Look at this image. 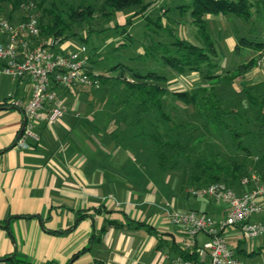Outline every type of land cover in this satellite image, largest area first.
I'll return each instance as SVG.
<instances>
[{
	"label": "crops",
	"instance_id": "1",
	"mask_svg": "<svg viewBox=\"0 0 264 264\" xmlns=\"http://www.w3.org/2000/svg\"><path fill=\"white\" fill-rule=\"evenodd\" d=\"M229 17L261 22L264 7L249 19ZM70 49L69 42L56 48ZM251 72L245 78L256 76ZM61 87L55 85L62 94ZM31 95L30 77L13 79L0 62V220L7 225L0 226V259L18 254L37 263L66 264L79 253L71 264H171L193 246L185 228L169 219L170 212L193 209L218 221L226 217V201L184 194L178 180L148 158L117 144L115 136L108 140L99 127L92 131L84 100L82 112L76 110V98L66 100L55 124H36L39 141L29 138V147L19 146L26 116L16 102L26 105ZM52 106L47 104L46 114ZM233 187L238 193L247 190L242 184ZM81 213L86 215L77 222ZM250 221L262 222L264 214ZM224 235L238 258L264 264V234L246 239L242 227L235 226ZM207 241L205 234L196 238L197 245Z\"/></svg>",
	"mask_w": 264,
	"mask_h": 264
},
{
	"label": "rangeland",
	"instance_id": "2",
	"mask_svg": "<svg viewBox=\"0 0 264 264\" xmlns=\"http://www.w3.org/2000/svg\"><path fill=\"white\" fill-rule=\"evenodd\" d=\"M105 0H46L44 4L48 9H55L61 12L68 10L70 5L79 7L82 3L92 5L94 14L90 20H86L82 24H72V31L76 32L79 37H71L65 42L71 44V48H75L80 44H86L90 49V53L95 58L92 74H109L106 71L110 64L117 61H124L131 66H140L142 68L155 70L168 75L167 87L173 91H198L201 87L211 84H216L218 93L225 108L240 110L242 112V120L256 134L258 139L259 124L254 120L253 124H249L247 119L255 116L252 113V108L249 106L246 93L241 92L246 85H252L256 93L264 95V87H259L258 84H264V51L254 48L243 47L240 53L235 50V45L240 43L241 38L264 42V20L245 21L237 17H229V15L208 16V22L213 36L217 41L219 50L218 58L215 61L219 64L217 74L226 75L228 71L234 70L240 63L250 60L254 61V68L257 74L252 79L245 78L244 80H226L217 81L209 80L206 77L205 68L202 71H186L179 73L175 70H170L158 58L146 57L141 63L134 60L139 54L146 56L147 48L153 49L154 53L159 55V51L153 47L154 42L168 43L174 40L175 37L186 38L196 44L202 45L200 38L197 35V28L193 23L189 12L180 14L177 9L179 5L190 3L191 0H156V5L151 8L149 16L153 21L159 17L162 20L164 28L158 27L154 22H151L147 17H137L133 24L127 27V33H121L119 29H115L116 24L125 22V19L136 10L118 12L112 16L105 15L104 8ZM148 1V0H146ZM4 7L9 11L8 2H4ZM170 9V10H169ZM39 16L45 15L43 10L37 6ZM26 15V12L20 8L14 12L13 18L20 21ZM45 17H47L45 15ZM8 18L7 15H2L0 19ZM52 18V16H49ZM103 30V31H100ZM131 37L129 40L128 37ZM88 38V42L85 40ZM124 43V44H123ZM252 73V72H251ZM250 73V75H251ZM128 77H132L130 74ZM249 77V76H248ZM89 86L79 87H61L64 89L59 93V101L65 103L72 101L73 98L78 100L79 106L77 111L82 112L80 106L81 101L86 103L84 114L90 113L91 119L85 122L89 124L93 131L96 127L99 130H104L108 134V140L115 136L116 143L126 149L135 151L138 156L148 158V161L156 165V169L162 172H167L171 177H174L179 182L181 191L186 195H192L191 191L200 187L195 180L196 171L192 169L195 155L200 156L202 153L219 152L225 160L233 162L234 159L246 163L249 170H259L264 175V162L260 164L258 152H254L248 156L244 151L237 148V144L230 134L228 129L207 128L206 119L202 118L197 109L193 105H187L175 99L171 94L167 96V110L170 111L175 119L184 124L186 131L181 137V142L185 145V149L191 159L187 162H181V166L174 169L166 170L162 166L168 164L171 166V159L177 157L178 149H169L167 154H160L150 144L142 138H137L138 133L147 125V120H140L137 115L135 101H132V107L126 106L120 97H125L126 92L119 85L103 86L102 82L97 79ZM98 83V84H97ZM68 91H67V90ZM88 111V113H87ZM65 113V112H64ZM143 117L142 119H144ZM100 125V126H99ZM148 126V125H147ZM256 141V140H255ZM206 155V154H205ZM168 156L169 159H168ZM201 196L197 198L200 200ZM196 200L197 203H199ZM22 258L38 264L31 257Z\"/></svg>",
	"mask_w": 264,
	"mask_h": 264
},
{
	"label": "trees",
	"instance_id": "3",
	"mask_svg": "<svg viewBox=\"0 0 264 264\" xmlns=\"http://www.w3.org/2000/svg\"><path fill=\"white\" fill-rule=\"evenodd\" d=\"M30 0H0V17L7 15L11 21H16L13 18L14 12L21 8V4ZM43 10L45 15L39 16L42 36L47 39H53L56 43L52 45L56 50L60 43H64L71 37H79L76 32L72 31V24H82L86 20H90L94 14V7L82 3L79 7L70 5L68 10L61 12L55 9L45 7L46 0H31ZM4 2H8L9 11L5 9ZM156 0H105L104 8L105 15L112 16L118 12L130 11L136 8L129 15L124 23L116 24L115 29H119L121 33H127V27L133 24L137 17H147L151 22H154L158 27L164 28L162 20L159 17L153 21L149 16L151 8L156 5ZM256 7L255 11L252 9ZM264 7V0H191L190 3L179 5L177 11L180 14L189 15L197 28V35L200 38L202 45L196 44L183 37H175L173 41L168 43L154 42L153 47L159 51L156 56L153 49L147 48L146 56L139 54L134 60L141 63L146 57H160V60L170 70H175L179 73L190 71H202L205 68L206 77L209 80L226 81L244 80L246 75L254 68V61L240 63L234 70L228 71L226 75L217 74L219 64L215 61L219 55L217 41L210 29L208 16L219 15H237L243 18H251L254 13L259 12ZM170 10V9H169ZM52 16V18H49ZM25 16L23 15L24 19ZM103 31V30H100ZM131 40V37H128ZM88 42V38H85ZM124 44V43H123ZM243 47H251L256 50L264 51V42L241 38L240 43L236 44L235 50L241 52ZM91 52V51H90ZM90 68L93 72V63L96 61L90 53ZM1 62V61H0ZM2 67H3V62ZM106 71L109 74H92L94 79H99L103 86L119 85L126 92L125 97H120L122 102L131 108L132 101H135L137 115L140 120H147L148 123L137 134V138H142L160 154H167L169 149H178L177 157L171 159V166L168 164L162 166L166 170L176 169L181 166L183 161L187 162L191 159L184 148L185 145L181 142L182 133L186 131L184 124L175 119L174 115L167 110V96L172 95L180 102L187 105H193L199 115L206 119L207 128L228 129L233 136L237 148L244 151L248 156L254 152H258L260 164L264 162V95L256 93L252 85H246L241 92L246 93L249 106L252 108V113L255 115L247 119L249 124H253L254 120L259 124L258 141L253 131L242 120V112L225 108L218 93L216 84L206 85L198 91H173L167 87L168 75L142 68L140 66H131L124 61H117L109 65ZM129 74L132 76L128 77ZM83 86V85H82ZM264 87L263 83L258 84ZM10 99V98H9ZM145 117L144 119H142ZM256 140V141H255ZM206 154V155H205ZM166 156V155H164ZM170 156H168L169 159ZM193 167L197 173L195 180L200 187L211 184L213 182H224L233 187L240 185L244 176L252 172H257L264 178V175L259 170H249L246 163L234 159L233 162L225 160L219 152L202 153L200 156L195 155ZM169 159V160H170ZM234 188V187H233ZM235 189V188H234ZM86 214H79L77 222L82 220ZM77 224V223H76ZM147 223L139 222L138 226H144ZM0 226L6 227L4 221L0 220ZM75 226V225H74ZM73 226V227H74ZM71 227V228H73ZM105 230V229H104ZM76 253L68 263L71 264L76 259ZM186 258L198 260L197 252L193 249L190 252H185L183 255ZM4 264H35L28 261L18 254L7 256L4 258ZM38 264H59L55 260H49Z\"/></svg>",
	"mask_w": 264,
	"mask_h": 264
},
{
	"label": "built area",
	"instance_id": "4",
	"mask_svg": "<svg viewBox=\"0 0 264 264\" xmlns=\"http://www.w3.org/2000/svg\"><path fill=\"white\" fill-rule=\"evenodd\" d=\"M21 9L26 15L20 21L0 19V61L4 64V74L13 79L30 77L32 81V95L28 103L23 105L16 102L17 106L24 109L26 116L25 128L17 144L29 147L27 139L40 140L34 130L39 121L46 120L49 125H53L64 115L66 105L58 100L59 93L55 85L72 88L89 86L97 79L92 77L90 49L86 44L68 51L54 50L52 45L56 42L42 36L37 4L31 0L25 1ZM48 103L53 106L46 114ZM241 184L247 187L243 193H238L224 182H213L191 191L193 196L226 201L229 211L221 221L206 212L193 209L169 213V219L174 224L185 228L199 257L194 260L178 255L172 258L171 264H203L200 260L204 258L208 259L206 264H253L238 258L236 250L224 235L226 228L235 226L242 227L246 239L264 234V221H250L252 216L264 214V178L254 171L244 176ZM199 234L208 236L204 245L196 243Z\"/></svg>",
	"mask_w": 264,
	"mask_h": 264
},
{
	"label": "water",
	"instance_id": "5",
	"mask_svg": "<svg viewBox=\"0 0 264 264\" xmlns=\"http://www.w3.org/2000/svg\"><path fill=\"white\" fill-rule=\"evenodd\" d=\"M25 124H26V122L24 123V127H25ZM0 260H4V259H0Z\"/></svg>",
	"mask_w": 264,
	"mask_h": 264
}]
</instances>
